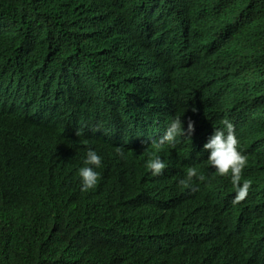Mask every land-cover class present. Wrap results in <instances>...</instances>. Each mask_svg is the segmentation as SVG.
I'll return each instance as SVG.
<instances>
[{
    "label": "trees",
    "instance_id": "1",
    "mask_svg": "<svg viewBox=\"0 0 264 264\" xmlns=\"http://www.w3.org/2000/svg\"><path fill=\"white\" fill-rule=\"evenodd\" d=\"M244 11L240 0H0V138L9 141L0 143V264H219L207 252L211 241L245 235L264 251V71L245 80L237 70L264 66V45L253 51L264 43V21L232 22ZM153 48L215 67L224 57L219 95L190 94L185 107L236 121L248 158L241 183L252 181L244 201L232 203L230 176L215 174L195 148L206 177L193 182L198 190L186 188L182 200L146 188L138 152L121 132L135 59ZM74 110L90 122L84 135L68 124ZM13 118L25 139L42 138L23 144ZM87 148L103 166L85 192L77 166ZM224 263L264 264V253L248 244L236 255L234 247Z\"/></svg>",
    "mask_w": 264,
    "mask_h": 264
},
{
    "label": "clouds",
    "instance_id": "2",
    "mask_svg": "<svg viewBox=\"0 0 264 264\" xmlns=\"http://www.w3.org/2000/svg\"><path fill=\"white\" fill-rule=\"evenodd\" d=\"M229 2L230 0H216L217 5L225 7ZM240 2L245 11L242 14L237 13L232 22L243 24L250 19V15L255 14H259L264 21V0ZM263 45L262 41L255 43L253 51H258ZM98 57L105 62L116 59L112 56ZM225 62L228 68L226 56ZM223 63L215 67L207 59L191 58L181 53L176 55L158 48H153L135 59L139 76L129 94L131 111L122 122L121 138H125V142L137 150L144 184L152 194L158 193L162 198L177 196L183 200L186 188L198 190L193 182H203L206 177L199 171V161L192 151L195 148L201 151L204 163L215 174L221 177L230 176L235 192L232 200L234 205L247 198L252 181L244 179L241 183L248 158L244 148L242 150L240 147L236 121L226 115H219L220 119L212 122L206 115L190 112L185 107L190 94L219 95L223 86L222 79L225 77V72H221ZM237 70L240 72L239 78L246 80L260 77L264 66L254 74L250 73V69L242 70L237 67ZM18 93L15 90L11 92L13 95ZM68 115L72 133L84 135L90 122L77 110ZM22 116L26 117L27 113L24 112ZM18 121V118H13L9 127L15 128L20 134L23 144L29 146L42 138L38 135L25 139L22 130L17 127ZM0 143L9 147L6 138H0ZM13 149L16 157L21 159L23 152L16 145ZM116 152L124 156L121 148L118 147ZM261 153L263 154L262 151ZM83 164L85 166L81 167ZM102 166L101 154L95 148H87L77 166L81 191L94 189L99 184L101 177L94 169L101 172ZM257 223L264 225V218L259 216ZM249 241L247 235L242 242L215 239L211 241L207 252L215 257L219 256V264H223L227 252L234 247L236 255L244 251L248 244L251 254L264 253L258 250L259 241L252 245Z\"/></svg>",
    "mask_w": 264,
    "mask_h": 264
},
{
    "label": "bare ground",
    "instance_id": "3",
    "mask_svg": "<svg viewBox=\"0 0 264 264\" xmlns=\"http://www.w3.org/2000/svg\"><path fill=\"white\" fill-rule=\"evenodd\" d=\"M140 128H142V125H139Z\"/></svg>",
    "mask_w": 264,
    "mask_h": 264
}]
</instances>
